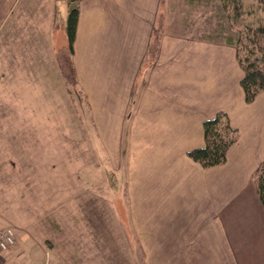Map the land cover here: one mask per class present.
<instances>
[{
  "label": "crops",
  "instance_id": "0c3cea01",
  "mask_svg": "<svg viewBox=\"0 0 264 264\" xmlns=\"http://www.w3.org/2000/svg\"><path fill=\"white\" fill-rule=\"evenodd\" d=\"M177 2L80 0L73 93L56 60L66 9L56 20L57 0L10 5L0 22V230L11 228L15 243L2 264H134L136 249H173L158 264H244L224 217L251 202L264 211L252 186L264 161V92L245 101L230 36L190 34L214 17V0ZM218 112L238 140L224 164L203 168L187 154ZM107 166L111 192L90 208L81 170H99V185ZM70 197L78 208L56 207Z\"/></svg>",
  "mask_w": 264,
  "mask_h": 264
},
{
  "label": "rangeland",
  "instance_id": "374dc122",
  "mask_svg": "<svg viewBox=\"0 0 264 264\" xmlns=\"http://www.w3.org/2000/svg\"><path fill=\"white\" fill-rule=\"evenodd\" d=\"M15 0H0V22L2 18L6 14L8 8ZM170 3L178 5L179 0H169ZM243 9L241 7L242 14L239 17H235L232 19L230 13H228V9H224L222 5L216 2V7H214V17L209 16L208 21L203 19L195 20L194 24L191 26L190 34L192 36H200L203 33L215 34L218 39H223L225 36H234L237 34L238 30L243 31L246 27H255L257 26L261 19L263 18L261 5L257 0H241ZM230 7V5L228 6ZM66 4L65 0H57L56 4V20L59 18L58 14L60 11L64 10L65 13ZM60 10V11H59ZM199 12H197L198 14ZM197 14H194L196 17ZM210 14V11H209ZM233 14H235L233 12ZM175 19V18H174ZM207 21V23H206ZM169 30V29H168ZM173 30V29H172ZM64 33L65 27H64ZM212 34V35H213ZM64 38V41L59 42L56 40V47H59L66 42V36H60ZM86 128L91 127L90 120H87L85 115V119H82ZM90 142H93L94 139L92 137H88ZM24 172H27L28 177L32 174L31 169H23ZM110 167L107 166L102 169L101 176L103 178L102 184H95L96 174L100 175V171L94 168H83L80 173V177L82 180L83 193L86 194L85 204L90 208H94L95 205V196L98 194H102V196H106L105 194H110L111 192V177ZM116 178V177H115ZM39 185H37L38 187ZM81 186V187H82ZM35 187V186H34ZM115 192L121 191V186L115 187ZM45 192V191H44ZM69 201H58L55 200V205L57 208H63V205L66 209H76L78 208L76 204L78 201L74 203L73 197H70ZM259 202V201H258ZM123 201H106L103 200L101 204L103 207H112L111 204L115 205L119 210H123L124 206H122ZM250 203V202H248ZM232 207L228 217H224V221L227 222L230 220L228 225L230 237L232 240V250L235 252L234 256H239L241 260H244V264H264V211L256 213V206L251 202V208L245 211H234ZM237 209V208H236ZM233 213V214H232ZM101 232V230H100ZM89 241L94 240V236H89ZM93 238V239H92ZM92 239V240H91ZM173 249H151V250H142L136 249L134 250L135 255V263L134 264H158L159 255L158 253H166L171 256L174 255ZM103 253L106 255L108 251L106 249H102ZM110 251V250H109ZM120 250H118L119 252ZM133 251V250H132ZM1 252V251H0ZM146 252H150L149 257H145ZM117 255V254H115ZM144 257V258H143ZM114 259L120 258V256L113 257ZM164 260V259H163ZM161 258V261H163ZM144 261V263H143ZM162 264V263H161Z\"/></svg>",
  "mask_w": 264,
  "mask_h": 264
},
{
  "label": "trees",
  "instance_id": "16d2710c",
  "mask_svg": "<svg viewBox=\"0 0 264 264\" xmlns=\"http://www.w3.org/2000/svg\"><path fill=\"white\" fill-rule=\"evenodd\" d=\"M257 1L261 5L263 13L260 23L254 28L246 27L243 31L238 30L236 35L230 36L232 40H229L236 48L238 64L244 71V77L241 79L240 85L244 91L247 103L252 102L259 92H264V0ZM79 2L80 0H65L66 46L56 54L59 71L68 90L72 93L77 89L71 56L73 54V42L78 21ZM214 2L215 7L216 2H218L224 9L229 8L227 11L232 19L242 14L241 7L243 9V5L241 0H214ZM229 5L230 7H228ZM212 34L211 36H215V34ZM152 36L153 40L149 46L150 52L157 49V36H160L159 30L154 29ZM202 128L204 145L189 151L188 157L203 168L224 164L227 151L238 140V131L230 125L229 119L224 112H218L214 117L205 120ZM252 186L264 210V161L252 176Z\"/></svg>",
  "mask_w": 264,
  "mask_h": 264
},
{
  "label": "built area",
  "instance_id": "2783aa9c",
  "mask_svg": "<svg viewBox=\"0 0 264 264\" xmlns=\"http://www.w3.org/2000/svg\"><path fill=\"white\" fill-rule=\"evenodd\" d=\"M14 244V232L11 228L0 230V250L5 251ZM0 264H2L0 262Z\"/></svg>",
  "mask_w": 264,
  "mask_h": 264
}]
</instances>
